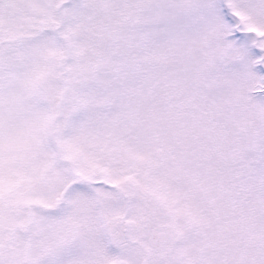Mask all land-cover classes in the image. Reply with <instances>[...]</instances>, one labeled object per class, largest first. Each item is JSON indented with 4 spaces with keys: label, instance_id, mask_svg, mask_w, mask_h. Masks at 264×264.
Here are the masks:
<instances>
[{
    "label": "rangeland",
    "instance_id": "rangeland-1",
    "mask_svg": "<svg viewBox=\"0 0 264 264\" xmlns=\"http://www.w3.org/2000/svg\"><path fill=\"white\" fill-rule=\"evenodd\" d=\"M0 264H264V0H0Z\"/></svg>",
    "mask_w": 264,
    "mask_h": 264
},
{
    "label": "flooded vegetation",
    "instance_id": "flooded-vegetation-1",
    "mask_svg": "<svg viewBox=\"0 0 264 264\" xmlns=\"http://www.w3.org/2000/svg\"><path fill=\"white\" fill-rule=\"evenodd\" d=\"M61 202H63V200H61ZM56 208H57V206H55ZM55 209V208H54ZM100 213H103V211L102 212H100ZM99 217H100V215H98V213L97 212H95L94 210H92V211H83L82 212V219H81V224L83 225L81 228H84V229H88V230H94V225L95 224H97L98 223V219H99ZM110 224V225H109ZM104 227H105V229L107 230V228H109V231L110 232H108V231H104V233H107V235H108V237H104V242L106 241V239H108L105 243L108 245V244H111V242H113L112 240V237H111V235L112 236H114L115 235V232H116V234H117V226L115 225H112L110 222H105L104 223ZM96 230L97 229H100L99 227H97V228H95ZM120 231V230H119ZM121 232V234L122 235H124V236H127L126 234H127V227H125L124 228V231H120ZM156 232H160V229H158V230H156V231H153L152 233H156ZM111 234L110 236H109V234ZM152 233H150V234H152ZM91 237L93 238V240H95V239H97V237H98V235L96 234V232L95 231H93L92 232V234H91ZM149 238H150V235H149V237L147 238V244L148 245H150L149 244ZM118 239L119 240H121V239H123V237H118ZM164 241V240H163ZM162 241V242H163ZM162 242H160V244L162 243ZM159 245V244H158ZM151 246V245H150ZM153 247V246H152Z\"/></svg>",
    "mask_w": 264,
    "mask_h": 264
},
{
    "label": "water",
    "instance_id": "water-1",
    "mask_svg": "<svg viewBox=\"0 0 264 264\" xmlns=\"http://www.w3.org/2000/svg\"><path fill=\"white\" fill-rule=\"evenodd\" d=\"M166 237H167V233L165 231L152 233V234H150L149 244L151 246H157L158 244H160V242L165 240Z\"/></svg>",
    "mask_w": 264,
    "mask_h": 264
}]
</instances>
